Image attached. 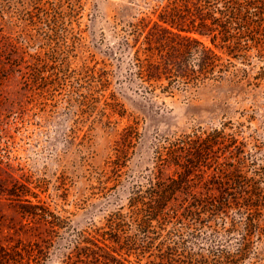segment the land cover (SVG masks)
I'll list each match as a JSON object with an SVG mask.
<instances>
[{
  "label": "rangeland",
  "instance_id": "obj_1",
  "mask_svg": "<svg viewBox=\"0 0 264 264\" xmlns=\"http://www.w3.org/2000/svg\"><path fill=\"white\" fill-rule=\"evenodd\" d=\"M155 1L78 0L76 37L65 43L71 51L54 62L64 81L40 89L16 74L1 80L0 245L21 254L16 264H82L74 240L99 239L107 214L127 208L133 184L152 168L160 137L223 125L245 142L253 162L264 164V77L228 76L166 91L165 80L132 74L122 29ZM35 13L36 0H0V41H19L27 53L45 51L51 42L38 36ZM119 106L122 117L105 122L103 113ZM127 124L136 134L115 176ZM169 172L164 167L162 175ZM260 217L264 230V207ZM247 262L264 264V234Z\"/></svg>",
  "mask_w": 264,
  "mask_h": 264
},
{
  "label": "trees",
  "instance_id": "obj_2",
  "mask_svg": "<svg viewBox=\"0 0 264 264\" xmlns=\"http://www.w3.org/2000/svg\"><path fill=\"white\" fill-rule=\"evenodd\" d=\"M141 8L124 23L120 40L141 81L162 79L166 91H187L207 79L264 77V0H156ZM79 10L78 0H36L31 22L52 45L27 53L19 41H0V82L12 74L40 89L64 81L54 62L68 58L65 43L76 37ZM49 69L56 74H46ZM119 109L103 113L105 122L122 117ZM225 129L197 127L160 137L152 168L143 183L133 184L127 208L107 214L106 229L97 234L101 241L93 235L74 240L80 262L250 264L249 254L264 234V164L253 162L245 142ZM120 134L126 139L116 151L115 176L136 127L127 124ZM164 167L170 171L165 176ZM21 258L0 245V264Z\"/></svg>",
  "mask_w": 264,
  "mask_h": 264
}]
</instances>
